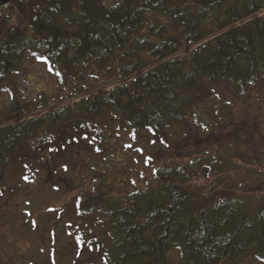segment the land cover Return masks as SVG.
<instances>
[{"label":"trees","instance_id":"obj_1","mask_svg":"<svg viewBox=\"0 0 264 264\" xmlns=\"http://www.w3.org/2000/svg\"><path fill=\"white\" fill-rule=\"evenodd\" d=\"M31 61L55 84L29 97L16 83ZM262 91L264 0L0 2V197L79 177L70 232L86 264H264V181L252 198L208 151ZM123 135L124 191L90 166H111Z\"/></svg>","mask_w":264,"mask_h":264},{"label":"rangeland","instance_id":"obj_2","mask_svg":"<svg viewBox=\"0 0 264 264\" xmlns=\"http://www.w3.org/2000/svg\"><path fill=\"white\" fill-rule=\"evenodd\" d=\"M16 84L22 95L32 97L41 91L49 92L55 84V79L46 66L31 61L27 64L26 74L21 76ZM4 98H8V95H0V102ZM240 102L242 105L234 109L236 112L232 118L234 125L232 126V122L228 120L226 140L223 144L212 146L213 148L208 151L215 157L221 154L228 155L229 161L234 162V166L230 175L225 177V182L247 190L257 188V191L252 193V198H255L259 195L258 183L264 181V177L258 174V178L253 172L255 169L262 170L259 167L261 165H253L250 162L254 156L256 161L257 158L260 161H257L258 164L264 165V92L247 94L244 102L241 100ZM201 109L206 108L201 106ZM252 122L259 123L260 133L252 132L253 135L249 139ZM237 125L239 127L234 129ZM121 137L122 139L114 144V149L112 148L108 155V158L112 156L115 160L111 161V166L103 162L96 163L94 160L90 166L93 171L95 169L106 173L108 180L115 177V185L124 191L128 184L121 185V183L126 180V176L135 172L133 171L135 166L130 163L134 156H130L129 150L123 148L124 139L129 141V138L124 135ZM252 150H255L254 153ZM76 168L78 172H82L81 166L77 165ZM61 180L56 177L53 182H49L43 175L35 180L21 183V188L17 187L13 193L7 191L3 197H0V264L87 263L88 252L86 250L82 252L78 246L81 240L84 241V235L81 234L72 241L70 232V225L76 217L72 212V199L75 195L73 190L81 188V181L76 176V181ZM15 193V196H11ZM260 196L264 203V193L261 192ZM25 218L35 226L33 227L31 222H25ZM75 220L76 223H81ZM50 255L53 256L49 259ZM77 258H80L79 261H76Z\"/></svg>","mask_w":264,"mask_h":264},{"label":"water","instance_id":"obj_3","mask_svg":"<svg viewBox=\"0 0 264 264\" xmlns=\"http://www.w3.org/2000/svg\"><path fill=\"white\" fill-rule=\"evenodd\" d=\"M9 0H0V2H2V3H6V2H8ZM208 171V169L206 168V169H204V172L206 173Z\"/></svg>","mask_w":264,"mask_h":264}]
</instances>
